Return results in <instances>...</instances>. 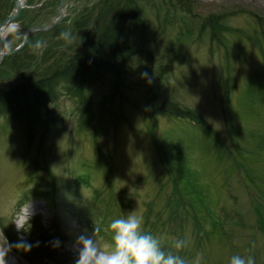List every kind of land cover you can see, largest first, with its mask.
<instances>
[{"label":"rangeland","instance_id":"rangeland-1","mask_svg":"<svg viewBox=\"0 0 264 264\" xmlns=\"http://www.w3.org/2000/svg\"><path fill=\"white\" fill-rule=\"evenodd\" d=\"M85 1L65 0L63 24ZM197 1L193 11L201 16L226 10L231 12L221 20L234 30L222 32L224 45L214 40L210 50L207 38H196L195 33L187 37L186 26L182 22L165 24L164 11L160 20L153 11H148V26L144 29L146 37L139 35L137 46L142 48L145 40H150L157 97L166 95L180 105L195 109L226 147L233 149L234 142L237 143L241 150L231 159L233 163L218 159V150L197 124L159 112L153 119L147 93L148 80L140 52L134 61L135 72L122 76L120 89L107 111L102 113L99 108L112 79L107 76L88 88L87 98L89 96L95 109L102 113L95 123L96 128H92L94 137L88 128L79 127L80 113L76 104L80 101L77 99L76 102L75 96L67 94H61L58 100L51 103V110L43 111V117L48 114L54 117V122L34 124L29 142L25 126L17 118L9 112L0 116V215L9 220L4 221L8 228L14 229L16 236L27 239V234L23 233H31L30 238H33L38 229L31 222L32 217H38L43 229H50L52 221H56L53 226L56 228L58 224L64 237L60 235L62 244L56 249L58 253L70 255L74 262L70 242L75 239V234L85 229L91 234L95 229L92 227L95 220L88 214L89 211L100 215L101 224L110 228L113 220L123 218L129 212L137 210L143 216L147 208L145 203L150 200H154L153 209L157 210L159 203L156 197L164 194L174 196L172 187L176 175L171 170L179 159L185 163L183 167L195 170L207 193L208 200L204 199V207H201L208 211L209 206L214 218L224 220L223 228L230 233L229 238L236 245L230 246L226 237L218 238L220 235L217 232L215 237L211 234L208 239L201 229L194 228L199 224L210 231L209 213L206 212L200 221L188 216L181 227L176 221L170 224L162 218L164 224L158 225L156 235L162 237L164 249L173 248V242L182 234L183 239L187 238L190 243L182 250L184 254L181 256L185 255L191 263L199 253L196 249L199 247L208 257L205 260L207 264H229L233 255H251L255 264H264V238L254 239L256 228L251 224L254 216L249 208L248 187L245 186L250 182L259 188L260 181L259 178L244 180V185L243 172H240V167L250 170L251 175L264 171V144L261 142L264 137V91L254 85L263 80L264 39L257 36V28L249 13L236 11L239 6L246 8L264 23V0ZM164 25H167L165 29ZM14 33L15 30L6 38V43ZM248 37L256 38L258 45H253ZM160 67L161 72L158 70ZM162 72L166 73L167 80L160 75ZM6 80L1 74L0 83ZM226 80L231 109L228 125L223 118V111L227 110V95L224 94ZM155 122L156 134L173 162L167 166L157 159L148 137V131L155 126ZM230 123L237 131L234 136ZM102 158L112 169L110 187L104 181L106 165ZM152 175H158V180L154 178V181ZM79 178L82 180L77 181ZM36 184L43 191L55 190V210H52L51 202L40 197H24L19 202L23 192ZM260 186L264 190V183ZM94 187L100 191L96 201ZM177 187L182 188L180 181ZM29 200L33 202L27 206ZM193 202L199 206L195 199ZM187 210L190 215L195 211L190 206ZM181 219L182 215L178 214V220ZM99 225L95 227L105 229ZM170 225L173 229H168ZM220 226L222 228V224ZM169 231L175 233L170 234ZM196 231L202 235L198 247H195ZM218 231L221 232V229ZM110 234V231H98L96 237L106 251L113 250ZM7 243L0 231V264H3ZM40 258L45 264H56L47 258ZM5 261L6 264H29L12 250L7 252Z\"/></svg>","mask_w":264,"mask_h":264},{"label":"trees","instance_id":"trees-1","mask_svg":"<svg viewBox=\"0 0 264 264\" xmlns=\"http://www.w3.org/2000/svg\"><path fill=\"white\" fill-rule=\"evenodd\" d=\"M4 1L6 5L10 6L11 0ZM56 2L57 0H53L54 5ZM195 3H198V1L100 0L98 14H94L93 10H90L87 14L91 19L95 18L96 20L95 27L92 31V38L90 39V36L87 35L86 28L89 27V22H87L84 27L86 30V33L84 34L85 37H83L82 40L84 46L79 49L80 51L70 62L71 64H69V66H66L64 58L61 57L57 58L52 64H47L45 62L47 60L46 55H48L47 48L42 50L41 58L37 54V49H34L33 51L31 49H24L19 52L20 55H18V58L13 59L12 57H6L0 63V75L4 74L5 78L8 79L6 82L0 83V116L9 112L17 118L23 124V127L25 126L24 131L29 142L34 124H49L54 122V117L48 116V114L43 117V111L47 112L48 108L51 110L49 105L58 100L61 94H67L69 96H75L76 102L77 99L80 101L76 104L80 113L78 117L79 127L88 128L91 135L94 137L95 131L92 128H96V121L101 117L104 110L107 111L113 104L117 90L120 89L118 87L120 82H122V76L124 74H132L135 72V58L140 52H142L144 71L146 74V80H148L147 93L149 95V104L153 112V119L155 114L159 112L160 114L173 115L174 117L189 120L190 122L197 124L210 139L212 145L218 150L217 152L220 156L218 159H226L233 163L231 159H234L238 151L241 150V147L237 143L234 142L235 148L233 149L231 147H226L212 130L209 123L206 122V120L195 109L180 105L178 101L170 100L166 95H162L159 98L157 97V85L154 84L155 71L152 59L153 51L149 47L150 40L147 38L142 48H138L137 46L136 38H138L139 35L146 37L144 29L148 26V11H153L158 20H160V15L164 11L163 22H165V24H171L174 21L182 22L186 26L187 37L195 33L196 38H207L209 40L210 50L212 41L214 40L223 44L224 39L222 32L225 30H234L229 25H226L225 23L223 24L221 20L225 15L231 12L226 10L201 16V14L193 11ZM1 4L2 0H0V19L9 9L8 6L5 11H3ZM236 11L244 13L248 12L249 14H247L252 17V20L255 23L254 26L257 28V36L259 35L264 39V23L260 21L258 16L240 6ZM166 26L167 25H164L163 29H165ZM240 32L242 33V30ZM45 34L46 32L37 33L32 39L33 43H35V41H42V37ZM248 40L253 45H258L256 38L248 37ZM227 54L226 51V61H228ZM26 57L31 58V62H27ZM31 65L33 68L28 67ZM227 65L228 62H226V66ZM25 68L26 70L23 71L22 69ZM228 68L229 66H227V69ZM262 68L261 73L263 75V80L255 82L254 85L259 90L264 91V64ZM161 69L162 67L158 69L159 72H161ZM17 70L22 71L19 74H15ZM165 74L166 73L164 72L160 73V75L164 76V79L167 80ZM107 76L112 79V82L101 100V106L99 108V110H102L101 113L99 110L95 109L89 96L87 98V91L91 85L104 80ZM228 86L226 80L224 94L227 95V110L225 109L223 111L225 112L223 118L226 125L231 121ZM154 125L155 126H151L148 131V137L150 143H152L155 149L157 159L161 160L164 166H167L169 163H173L171 161V155H169L164 149L163 144L159 140V136L156 134L157 122H155ZM230 128V131H232V135L234 136L237 131L234 130L232 123H230ZM261 142L264 144V137H262ZM98 151L101 153L99 149ZM102 160L106 165L104 181L110 187L112 169L108 162H106L105 158H102ZM229 165L232 166L231 164ZM183 166H185V163L178 159V162L173 165V169L171 170L173 175H176L173 179L174 185L172 187V193L174 196H172V194H164L159 198L156 197V200L159 203V208L155 211L153 209L155 207L154 200L145 203L147 208L143 213V232L158 238L162 245V237L156 235V231L159 228L158 225L160 223L162 225L164 224L161 222L162 218L164 222L170 224L176 221L175 223L177 226L181 227L184 226L188 216H191L193 220L198 219V221H200V219L204 217V213L207 212L209 213L211 224L210 231L205 230L199 224H196V226L194 225V228L201 229L202 233L204 232V235L206 237L208 236V239H210L211 234L215 237L217 232L220 235L217 236L218 238L221 239L222 236L226 237L227 240H230V246H234L235 241L229 238L230 233L226 232L223 228L224 220L220 221L214 218V215L210 213L209 206L207 207L208 211L201 207H204L203 200H208V198L195 170ZM240 172H243V184L244 180L252 181L256 178H259L260 184L264 183V171L251 175L250 170L240 167ZM148 173H151V169L148 170ZM157 176L152 175L154 181L155 179L158 180ZM81 180V178L77 179V181ZM178 181L182 184L181 189L177 187ZM260 184L259 188H255L250 182L248 185L244 184L248 187L246 190L249 198V208L254 216L251 224L256 228L254 231L255 240L260 236L264 238V190ZM54 191V189L51 191H43L41 190V187L36 184L34 187L23 192L21 198H19V202L24 197H41L44 200L51 202L50 205L53 206L52 210H55L56 208L54 206L56 205V198ZM99 193V189L94 187L93 194L95 195V201L97 200ZM111 193H113L112 189ZM119 193L123 194V191H120ZM127 195L128 194H124V197H128ZM194 199L196 202H199L200 207L194 204ZM187 206L195 209V211L191 213L192 215L189 214ZM180 209H182V212ZM88 214L90 216L92 215L95 220V224H91L92 227L95 228V226L100 224L99 226H103L105 229H99V231L102 233L110 231V239L113 241V233L109 227L105 226V224H101L100 215L92 213V211H89ZM178 214L182 215L181 220H178ZM34 218L35 217L32 218L31 222L35 223L36 229L38 230L36 231V234L32 236L33 238H30L31 233H23L28 236V238H24V240L32 245L30 252H24L14 247L21 238L16 236V232L13 228H8L5 221L9 222V220L0 215V231L5 236L8 244L13 246L11 250L23 257L29 264H45L40 257L52 260L56 264H74L70 255L67 256L65 253H58V250L50 244L51 241L57 238L61 239L60 235L62 236L58 224H56V228L53 226L56 221H52L50 229H43L37 219L38 217ZM221 224L222 228L220 226ZM237 225H239V223H237ZM172 226L173 225H170L168 229H173ZM218 229H221V232H219ZM169 233L174 234L175 231H169ZM195 233L197 235L195 247H198V245H201L202 235L200 231L199 233L198 231ZM62 238L64 237L62 236ZM178 238L183 239V235L180 234ZM162 247L165 248L164 245H162ZM196 249L198 250L197 252L203 253L202 261L204 263L202 264H207L205 260H208V257L204 250H199V247ZM168 250L174 251V248H168L167 251ZM182 253L183 252L180 251L178 254L181 255ZM183 257L185 258V255H183ZM188 264L192 263L188 261Z\"/></svg>","mask_w":264,"mask_h":264},{"label":"clouds","instance_id":"clouds-1","mask_svg":"<svg viewBox=\"0 0 264 264\" xmlns=\"http://www.w3.org/2000/svg\"><path fill=\"white\" fill-rule=\"evenodd\" d=\"M37 54H42L43 43L37 42L34 46ZM143 216L137 210L129 212L123 218L115 219L110 224L113 233L114 249L106 251L97 240L99 229L95 227L89 234L83 230L75 234V239L70 242V248L74 253V264H188L186 259L178 253L188 247L190 241L176 239L173 248L176 250L166 251L161 241L151 234L142 230ZM71 234V232H70ZM52 247H61L62 242L57 238L50 242ZM7 251L3 257V264H6L5 256L11 250L12 245L4 246ZM18 250L30 252L32 245L21 238L15 245ZM203 253H197L192 264H202ZM229 264H255V258L251 255H233Z\"/></svg>","mask_w":264,"mask_h":264},{"label":"flooded vegetation","instance_id":"flooded-vegetation-1","mask_svg":"<svg viewBox=\"0 0 264 264\" xmlns=\"http://www.w3.org/2000/svg\"><path fill=\"white\" fill-rule=\"evenodd\" d=\"M59 2L60 0H57L54 5L53 0H21V10L16 18L14 26L15 33L10 36L8 43L5 42V39L3 41L4 43H2L5 52L2 61L6 57H12L13 59L18 58L21 50L31 49L33 51L35 49L34 46L38 41L33 43L32 39L39 32L31 33L24 39L25 28L57 21L59 19L57 17ZM11 3L13 4V0H11ZM11 3L9 6L2 0V10L5 11L9 6L8 13L13 7ZM99 3L100 0H86L83 5L75 9L70 16H68L65 24H63L64 15L56 24L44 31L46 34L42 37V41L40 42L44 45L43 49L47 48L48 55H46L47 60L45 61L47 64H52L60 57L64 58L66 66L71 64L70 62L76 57L80 51L79 49L84 46L82 40L83 37H85L84 34L86 30L87 35L90 36V39L92 38V31L95 27L96 20L95 18L91 19L87 14L90 10H93L94 14L97 15ZM5 16L6 14H4L0 20ZM54 17L57 18L54 19ZM87 22H89V27L85 30V23ZM38 56L41 58V54H38ZM26 60L27 62H31V58L29 57H26ZM28 67L33 68L32 65ZM22 70L25 71L26 68ZM22 70H17L15 74H19Z\"/></svg>","mask_w":264,"mask_h":264},{"label":"water","instance_id":"water-1","mask_svg":"<svg viewBox=\"0 0 264 264\" xmlns=\"http://www.w3.org/2000/svg\"><path fill=\"white\" fill-rule=\"evenodd\" d=\"M63 1L64 0H60V2H59V11H58L59 20L62 18V15H63V13H62ZM20 9H21V1L20 0H13L12 11L4 19H2V21L0 22V62L3 58V56L5 55V52L2 51V32L5 29V27L8 24H10V22L19 14ZM54 23H55L54 21H51V22L44 24V25L25 28L24 39H26V36H28L29 33L33 32V31L46 30L49 27H51ZM56 23H57V21H56Z\"/></svg>","mask_w":264,"mask_h":264}]
</instances>
